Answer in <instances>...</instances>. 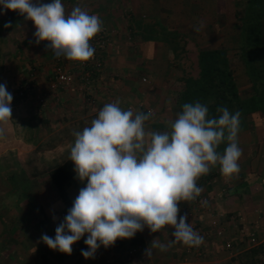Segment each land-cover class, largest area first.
<instances>
[{
  "label": "crops",
  "instance_id": "0c3cea01",
  "mask_svg": "<svg viewBox=\"0 0 264 264\" xmlns=\"http://www.w3.org/2000/svg\"><path fill=\"white\" fill-rule=\"evenodd\" d=\"M94 1L62 0V4L72 2L74 7L84 3L82 8L89 14L98 15L96 13L98 9H102L106 14L114 13L110 6L106 7L104 3ZM112 1L116 7L122 4V9L116 8L118 11L116 17L125 21L127 28H132L130 25H133L135 30L134 28L132 30L137 33L139 39L133 41L135 43L131 47L133 49L129 50L133 53H129L120 66L115 64V53L120 47L113 43L88 60L90 70H93L98 60L102 63L103 69L106 67L109 72L115 74L112 86H116L118 79L123 83L121 91L106 92L103 89L106 87L102 88V85L96 90L101 75L97 76L92 71L91 90L92 93L93 90L96 92L92 104L87 100L86 95L76 91L74 85L62 91L49 93L46 85L52 74L51 61L54 56L57 58L52 50L46 49L49 42L41 41L36 44L34 22L26 20L18 11L7 10L0 13V83L6 84L7 91L13 95L12 120L4 125L6 134L0 138V155L4 151L12 150L17 156L9 162L0 161V165L2 163L12 165L10 173L0 180L11 179L13 182L46 180L41 190H34L32 186L33 190H31L32 188L17 183L9 192L17 200L15 205L9 206L10 210L7 211L9 217L6 215L8 222L4 221L0 213V264H42L48 261L47 245L40 239L42 229L48 235L51 228L45 220L50 221L53 220V216L66 215L64 204L49 177V171L69 158L70 147L75 139L72 135L73 129L82 130L85 126H89L91 120L96 118L98 111L106 103L114 102L119 98L120 106L125 110L131 108L134 113L144 110L153 113L151 120L146 123L147 129L161 132L170 130L168 121L174 120L181 112L180 106L176 103L181 99L186 84L191 79L197 78L199 72L198 50H195L193 56L197 68L195 73L190 71L194 65L187 67L188 65L181 61L188 59L184 55L186 52L184 47L189 45L183 40L188 37L200 43L199 38L202 37L204 44L207 45L205 44L201 49L226 47L227 35L224 34L223 29L219 30L226 9L221 7L223 3L219 4L216 0H212L210 6L206 7V11L210 14L209 17L205 16V19L202 18L200 8L196 13L190 12L192 0L173 2L175 3L173 13L169 16L175 24L164 27L170 35L183 38L177 41L179 45L177 47L166 42V45H161V42L155 39L159 37L161 31L159 16L152 13L144 20L145 15L137 16V8H134L132 0H110ZM144 1L146 5L148 1ZM42 2L50 3L51 0H42ZM138 6L137 10L142 8L143 4L139 2ZM69 12L66 10V13ZM100 15H102L101 19L106 17L102 12ZM119 19L115 20L119 21ZM203 20L205 23L201 30L195 31L194 26ZM8 22H11L12 26L5 28L4 25ZM114 29L111 28V40L119 34ZM233 35L237 36L235 31ZM9 36L12 38L10 46L6 45ZM21 54H25V58L21 59L19 56ZM63 58L65 65L73 66L74 71L79 70L73 65V60ZM230 66L233 69L235 64L231 62ZM134 70L143 73L144 78H148L146 80L149 86H146L141 78H137L138 73ZM30 72L36 74V87L32 97L26 99L19 95L16 86L21 78L24 75L26 78ZM119 73L124 75V78H120ZM235 79L238 81L236 77ZM178 86L184 87L179 90ZM176 91L179 94H176ZM238 94L241 97V93ZM226 146L227 142H223L217 150L223 153ZM238 146L242 150L238 160L240 168L238 174H233L231 177L224 176L217 163L210 165L209 173L200 176L197 180V185L208 197L206 205L196 199L179 203L178 220L179 216L192 213L191 218L187 214V222L191 223L203 237L200 246L189 247L176 243L165 252L153 249V255L147 259L144 251L154 238L165 244L170 239H174L171 236L174 228L166 226L156 233L144 229L131 239H117L107 252L110 254L107 258H110L113 264H176L183 260H187L190 264H264V115L260 111L248 113L245 122L239 125ZM38 156L41 157L40 160L36 159ZM37 164H41L42 167L37 168ZM74 177L75 175L64 185L72 202L83 186ZM33 197L37 199L42 209L39 210L41 217L34 211L36 207L33 205ZM39 197L42 198L41 201ZM27 199L30 201L27 202ZM61 219L63 220L62 217ZM213 220L218 221L216 225L212 224ZM218 231L221 233L219 234ZM246 231L255 234L256 243L249 242ZM79 243L82 244L77 251L81 253L84 249V240L81 239L77 242L78 245ZM131 246H139V250L128 262L125 252ZM96 255L100 257L97 253Z\"/></svg>",
  "mask_w": 264,
  "mask_h": 264
},
{
  "label": "clouds",
  "instance_id": "9594fccd",
  "mask_svg": "<svg viewBox=\"0 0 264 264\" xmlns=\"http://www.w3.org/2000/svg\"><path fill=\"white\" fill-rule=\"evenodd\" d=\"M7 10L33 21L35 43L48 41L46 49L57 57L87 61L94 56L90 40L102 30L99 15L79 5L66 13L62 0H0V13ZM11 26V22L4 25ZM202 27L200 21L194 30ZM12 101L6 84L0 83V138L6 134L4 125L12 120ZM120 105L119 98L106 103L89 126L73 129L69 160L74 164V178L83 186L56 226L55 237L42 234L41 241L71 255L72 245L87 234L84 244L88 247L81 255L90 259L101 246L131 239L145 227L156 233L171 226L174 239L165 244L154 238L144 251L147 259L153 249L165 252L176 243L200 246L203 237L187 222V214L178 220L179 203L200 196L203 189L197 180L209 173L210 165L218 163L226 177L239 173V111L220 106L214 117L206 104L185 103L177 117L168 121L170 130L161 132L146 128L151 111L134 113ZM223 142L227 146L220 153L217 149Z\"/></svg>",
  "mask_w": 264,
  "mask_h": 264
},
{
  "label": "rangeland",
  "instance_id": "374dc122",
  "mask_svg": "<svg viewBox=\"0 0 264 264\" xmlns=\"http://www.w3.org/2000/svg\"><path fill=\"white\" fill-rule=\"evenodd\" d=\"M97 1L101 2L102 4L104 3V5L106 7L110 6V9L114 10V13L112 15H110L109 13L106 14V12H104L102 9H98L97 12L96 11L95 12L98 13L100 18L102 17V15H100L101 12H102V14L106 15V17H103L101 19L103 22V25L107 26L108 28H110V27L115 28L117 30V34L119 33L116 37L112 38L110 43H113V44L119 46L120 49L122 48V50H120L118 48V50L115 53V57H116L115 58V64L117 63L118 66H120L121 64H123L122 60H124L125 57L129 56V53H133V52H130L129 50L133 49V48H131V47H133V44H135L133 41H137V39H139V36H137V33H135V31H133V30H135L133 25H130V26H132V28H134L133 30H132V28H127V27H125L127 25V23L116 17V15H117L116 12H118L117 9H122L121 8L122 4L120 2H118V3H120L121 5H117V7H116L115 3H113V1L110 2V0H97ZM132 1L134 3L133 4L134 8H137V9L139 7L138 6L139 2H141L143 4L142 8H140L139 10L136 9L137 16L145 15V18H143V19L146 20L153 13V14H156V16H159V18H161L158 22L161 25H163V26H169V25L174 26L175 22H174V20H173V22L171 21L169 15H172V13H173L172 9H173L174 4H175L173 2H175L176 0H147L148 2L146 5H145L146 1H144V0H140V1L139 0H132ZM177 1L180 2V0H177ZM216 1L219 4L223 3V4H221V7L226 9V11L224 12L225 14L222 17L223 18V22L221 24L222 27H220L219 30L223 29V31L225 32L224 34L227 35L225 49L229 50L228 54L231 57V62H233L235 64V66L233 67V71H234L233 74L238 79V81H237L238 92L241 93L242 99H246L247 97L252 95L253 92L251 90V86H250L251 84L248 81V78L246 77L245 70H244V67L242 65V61L240 60L239 55L237 54L238 48H239V44H238L239 29L236 27L237 23L235 24V27H234V22L236 20L235 16H240L242 14L244 6H245L244 5L245 0H216ZM209 3H212V0H192L193 5L190 6V8H191L190 12L196 13V11L200 8L201 13H202V18L205 19L206 18L205 16H208L210 14V13L208 14V12L206 11V7L210 6ZM63 5L66 6L65 9L67 10V12L71 11L73 8L72 2L70 4L64 3ZM82 6H84V3H82L81 7ZM235 13H237V14H235ZM163 18H164V20H163ZM222 18H220V19H222ZM115 19H119V21H122V22H119L118 20H115ZM149 22H151V21H149ZM114 23L116 25L118 23H120L121 25L116 26ZM203 23H205V20H203ZM234 31L237 34L236 37L233 35ZM168 38L170 40L174 41V43H176L179 40H183V38H180V36H178V37L172 36V37H168ZM11 39L12 38H10V36L7 38V44L6 45L10 44ZM159 41L161 42V45L165 44V42H163L161 40H159ZM183 41L189 45V47L183 46L185 48V51H186V52H184L185 53L184 55L187 56L188 59L187 58L185 60L182 59L181 61H184L188 65L187 67L191 66V64L194 65L190 71H191V73H193V72L195 73L197 70L195 63H194V60H193L195 50L196 51L199 50V48H201L202 46H205L206 43L204 44V38H202V37L199 38L200 43H198L195 39L188 38V37H186L185 40H183ZM5 43H6V41H5ZM167 43L169 45H172V43H169V42H167ZM19 56L21 57V59L25 58V54H21ZM55 59H56V57L54 56L52 58V61H51V63H52L51 69L54 67ZM191 60H193V61H191ZM12 63H13V61H12ZM134 71L137 72L136 70H134ZM137 73H138L137 78L138 79L141 78V81H142V77H144L143 73H139V72H137ZM100 75L101 76L99 77V79H100L99 86L96 85L95 89L97 88L99 90V87L102 85V88L106 87V88H103L106 92L110 91L111 93H113V91L115 92L116 90H119V91L122 90L123 83L118 78H117L118 80L116 81V86L115 87L112 86V82L114 81L113 77L115 76V74L109 72V70H107L106 67L101 71ZM121 75L122 74L119 73L120 78L121 77L124 78V75H122V76ZM125 75H127V74H125ZM24 78H25V75L21 79H24ZM146 79H148V78H146ZM144 83L147 84L146 86H149V83H147V80ZM183 87L184 86H178L179 90H181V88H183ZM95 93H96L95 90H93L92 94L95 95ZM176 94H179L178 91H176ZM82 100H83V97H82ZM175 102H176V100H175ZM176 104H178V101ZM181 111H182V106H181ZM249 115H251V114H249ZM246 118H247V115L244 118V122H245ZM250 118L251 117H249V119ZM249 119H247V120L249 121ZM14 158L16 159L17 156L15 155V152L12 150L4 151L0 155V161H2V162H9ZM37 158L39 160L41 159V157H39V156L36 157V159ZM37 165L38 166L35 165L37 168L42 167L41 164H37ZM11 166L12 165H10L8 163H2L0 165V178H5L6 175H8L10 173L9 171L12 170ZM14 166H16V165H14ZM10 180L11 179H7V180L5 179L2 181L0 180V192L2 193V195L0 196V213L2 214L1 217L4 218V221H7V222L9 221V219L7 218V216L9 217V214H7V211L10 210L9 206L15 205L16 200H17L15 196H13L11 193H9L14 189V186L18 183L19 185H25V186H28L29 188L33 187L34 190H41L43 188V184L46 183V180H34V181H30V182H25V181L24 182H22V181L13 182L12 180L11 181ZM33 188L31 190H33ZM46 190H49V189H46ZM4 193H7V194H4ZM49 194L53 195L52 193H49ZM39 200L41 201L42 198L39 197ZM29 201H30V199H27V202H29ZM33 205L36 207L34 211L37 212L39 214V216L41 217V213L39 210H42V209L40 208V205H39V203L35 197H33ZM64 216L65 215L63 214L60 216H56L55 220L54 219L50 220V221H48L47 219L45 220L46 223L48 222L49 226L51 227L49 234H48L50 237H53V238L55 237V228H56L55 224H59L62 221L61 217L64 218ZM144 229L147 230L148 228L145 227ZM39 230L41 231V229H39ZM2 232H3V229H2ZM45 232L46 231L44 229H42L40 234H45ZM86 236H87V234L85 235V237H82L81 239H83V240L86 239ZM75 244H76V246L72 247V249H73L72 254L69 256H66V257L61 256L59 254V252H57L53 249H50L47 246L46 248L49 252L48 259H47L48 261H46L44 263L42 262V264H102V263L113 264L112 260L110 258H107L110 256L109 253L107 254V252L110 251V247L104 248L103 246H101L98 249L99 251L96 252L100 257H97V255L95 254L94 258L85 259L81 255V253L79 251H77V248L78 249L81 248V244L78 245L77 242ZM83 247L85 250H87L88 246L83 243ZM105 254H106V256H105ZM104 257H106V258H104ZM36 264H40V263H36Z\"/></svg>",
  "mask_w": 264,
  "mask_h": 264
},
{
  "label": "trees",
  "instance_id": "16d2710c",
  "mask_svg": "<svg viewBox=\"0 0 264 264\" xmlns=\"http://www.w3.org/2000/svg\"><path fill=\"white\" fill-rule=\"evenodd\" d=\"M244 5L242 14L235 16L234 24L237 23L236 27L239 29L237 54L251 84L252 95L246 99L239 96L234 71L230 66L231 57L227 53V49L199 48L198 77L191 79L184 87L181 99L178 101L180 108L185 103L199 101L208 106L211 116L218 117L217 107L224 106L232 113L239 111L240 124L244 123L245 116L250 112L260 111L264 115V0H245ZM167 36L172 37L169 31L161 25L159 37L155 39L172 43L171 46L174 47L179 46L177 42L174 43ZM174 37L177 36L174 35ZM92 71L97 76L101 72L97 66H94ZM142 112L147 113L148 111ZM73 169L74 164L68 158L49 171V177L64 204L66 214L67 209L72 206V201L67 195L64 185L75 175ZM59 254L63 257L67 255L62 252Z\"/></svg>",
  "mask_w": 264,
  "mask_h": 264
},
{
  "label": "built area",
  "instance_id": "2783aa9c",
  "mask_svg": "<svg viewBox=\"0 0 264 264\" xmlns=\"http://www.w3.org/2000/svg\"><path fill=\"white\" fill-rule=\"evenodd\" d=\"M111 34H112L111 28H108L107 26L103 25L102 30L90 40V45L95 49L94 54L96 55L98 53L100 54V51L103 48L108 47L110 45ZM63 59L64 58L62 56L56 58L54 67L51 70L52 74L47 81V85H46L47 91L49 93H55L67 89L70 85H74L76 91L79 94L86 95L87 100L92 104L95 98L93 97L91 90L92 70L88 68V64L90 62L88 60L73 61V65L79 69L78 71H74L72 68L73 66L70 67L67 64L65 65L63 63L64 61ZM95 66H97L98 69H100V71L103 70V65L100 61L97 60ZM142 81L145 82L146 78L142 77ZM35 87H36V74L35 72H30L27 74L26 78L21 79L18 82L16 89L18 90V93L21 97L27 99L32 97L35 91ZM196 200L199 201L201 204H203L202 202L205 200L208 202V197L205 193L201 192L200 196L197 197ZM187 214L189 218L192 217L191 212ZM217 222H218L217 220H213L212 224L216 225ZM193 228L196 231V228L194 226ZM218 233L220 234L221 232L218 231ZM245 234L247 235V237H249V242L251 244L256 243V236L253 232L249 233L246 231ZM74 246L75 244L72 245V247ZM227 246L229 245L227 244ZM138 250H139V246H131L130 248H128L125 252L126 261L130 262L134 258ZM55 251L60 252L58 250ZM176 264H190V262H188L187 260H183Z\"/></svg>",
  "mask_w": 264,
  "mask_h": 264
}]
</instances>
